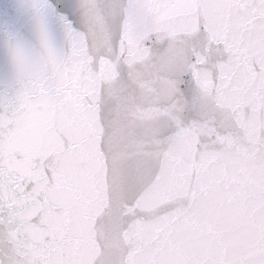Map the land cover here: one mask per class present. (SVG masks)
<instances>
[{
	"label": "snow or ice",
	"instance_id": "6c2138e0",
	"mask_svg": "<svg viewBox=\"0 0 264 264\" xmlns=\"http://www.w3.org/2000/svg\"><path fill=\"white\" fill-rule=\"evenodd\" d=\"M0 264H264V0H0Z\"/></svg>",
	"mask_w": 264,
	"mask_h": 264
}]
</instances>
